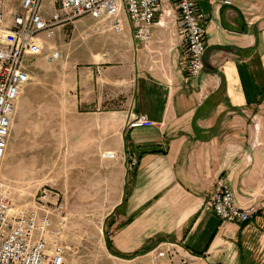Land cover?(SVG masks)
<instances>
[{
  "label": "crops",
  "instance_id": "obj_1",
  "mask_svg": "<svg viewBox=\"0 0 264 264\" xmlns=\"http://www.w3.org/2000/svg\"><path fill=\"white\" fill-rule=\"evenodd\" d=\"M230 1H195L207 47L196 79L186 78L173 0H161L148 46L123 16L121 34L94 36L53 63L50 83L25 87L40 100L16 103L19 139L30 112L34 169L65 177L41 197L97 205L98 250L108 253L99 264H264V0ZM83 19L78 30L92 20ZM136 115L154 126L129 129ZM218 181L235 206L255 207L248 223L214 216ZM66 213L69 234L85 210Z\"/></svg>",
  "mask_w": 264,
  "mask_h": 264
},
{
  "label": "built area",
  "instance_id": "obj_2",
  "mask_svg": "<svg viewBox=\"0 0 264 264\" xmlns=\"http://www.w3.org/2000/svg\"><path fill=\"white\" fill-rule=\"evenodd\" d=\"M196 0H173L176 21L187 55L186 78L196 79L203 71L206 54L205 23ZM161 0H0V169L3 165L16 103L29 84V59L42 56L48 65L62 59V54L45 42L55 37L57 29L73 26L90 17L94 25L81 32L86 40L106 31L123 32V16L134 38L149 45ZM230 5V0H221ZM154 123L136 115L129 129L150 128ZM138 164L130 158L128 167ZM35 198L29 204H15L10 187L0 183V264H77L67 247L68 218L66 206L57 196ZM45 197V198H44ZM208 207L221 225L245 224L256 214L254 206H235L233 193L222 181L208 196ZM159 252L156 258L164 257ZM184 264V263H180Z\"/></svg>",
  "mask_w": 264,
  "mask_h": 264
},
{
  "label": "rangeland",
  "instance_id": "obj_3",
  "mask_svg": "<svg viewBox=\"0 0 264 264\" xmlns=\"http://www.w3.org/2000/svg\"><path fill=\"white\" fill-rule=\"evenodd\" d=\"M83 21V18L78 20L74 27L72 25L61 27V30H59L60 40H56L57 35L55 34V37L47 40L45 44L49 47H55L62 55H73L81 51L82 47L96 36H91L86 40L81 39V32L94 25V21L91 20L88 27H84L83 29L79 28L78 30V25ZM48 50L49 49L45 47L43 55L33 57L28 61L27 69L30 76L28 85L31 87L41 85L42 83H50L52 81L51 78L53 76L51 74L53 70L50 68L53 64L48 65L44 62V59H42V56L49 52ZM31 89L27 88L23 94L21 93L22 96L19 97L21 106L23 102H25V99L26 101L27 99L40 100V96L43 95L41 89L34 88V90L30 91ZM24 115V124L21 129L22 135H20L19 139L17 126L15 125V128L13 126L5 160L0 169V183L2 182L10 187V199L15 204H29L35 198H40L44 189L50 190V187L59 188L60 185L65 184L64 175L62 179L57 180L54 172H43L34 169L35 156L33 155V128L29 117L30 112L26 111L21 115V120ZM14 118H17L16 108ZM75 175L77 177H75ZM79 177L81 178V172H74V179L71 182L73 184L81 183ZM65 202L64 199V203ZM66 206L68 211L69 206H74L76 210H85L84 218L72 219L71 231L67 235L66 244L69 249L71 261L77 264H99L100 262H104L107 259L108 253L98 250L99 230L97 227V210L93 209V207H97V205H70L66 203Z\"/></svg>",
  "mask_w": 264,
  "mask_h": 264
},
{
  "label": "trees",
  "instance_id": "obj_4",
  "mask_svg": "<svg viewBox=\"0 0 264 264\" xmlns=\"http://www.w3.org/2000/svg\"><path fill=\"white\" fill-rule=\"evenodd\" d=\"M114 254V253H113Z\"/></svg>",
  "mask_w": 264,
  "mask_h": 264
}]
</instances>
